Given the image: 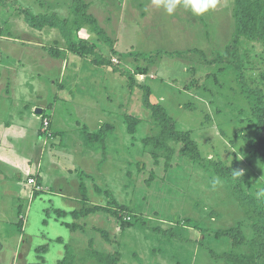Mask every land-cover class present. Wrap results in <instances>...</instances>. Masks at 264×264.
<instances>
[{
	"label": "rangeland",
	"instance_id": "obj_1",
	"mask_svg": "<svg viewBox=\"0 0 264 264\" xmlns=\"http://www.w3.org/2000/svg\"><path fill=\"white\" fill-rule=\"evenodd\" d=\"M15 1L72 26L75 0ZM83 1L107 40L88 25L73 39L92 43L117 71L75 55L58 29H34L0 2V264H36L42 245L45 264H57L65 244L75 264H98L86 254L90 242L98 252H120L118 264H232L227 255L252 252L261 262L252 246L216 236L242 228L249 243L255 237L251 215L212 163L242 174L247 194L264 202V156L248 143L254 108L264 102V43L237 38L235 0H218L200 16L182 4L169 15L152 0ZM124 73L191 133L206 163L191 161L180 143L170 157L144 145L159 127L143 89ZM127 116L141 120L134 137ZM84 196L124 218L99 212L76 223L71 212ZM75 223L83 228L73 231Z\"/></svg>",
	"mask_w": 264,
	"mask_h": 264
},
{
	"label": "trees",
	"instance_id": "obj_2",
	"mask_svg": "<svg viewBox=\"0 0 264 264\" xmlns=\"http://www.w3.org/2000/svg\"><path fill=\"white\" fill-rule=\"evenodd\" d=\"M1 5L10 10H21L25 15V21L32 28L37 30H43L46 26L58 29L67 45V49L82 58L91 60L98 67L112 66L116 71L118 70L111 60L100 54L97 48L87 40H81L76 42L73 39V35L79 32L84 26H90L95 34L102 37L105 41L107 40L103 29L99 26L96 19L89 13L88 6L83 0H75L72 4L73 21L72 26L68 20H62L58 16L52 15H34L32 11L27 8H20V5L15 0H1ZM236 7L234 12V18L236 22V35L239 39H246L252 42L264 43V0H235ZM1 34V29H0ZM51 56L59 57L60 51L49 50ZM124 76L128 79L130 87H135L137 81L133 78L130 73H124ZM140 86V85H139ZM143 91V103L145 107L151 113L153 119L157 122L159 132L156 136H148L142 140L145 146L154 147V150L158 152H164L167 157L174 154L172 143H180L184 146V152L191 161L199 164H204L205 159L202 157L197 142L192 138L191 133L179 130L176 121L167 113L166 109L160 105L155 104L151 100V90L147 86H140ZM261 102H263L261 100ZM264 102L256 106L253 111L256 122L254 124V136L249 140V147L254 155L264 156ZM127 124V130L133 137L138 132V127L141 120L134 116H127L125 118ZM111 126H104L101 133L105 134ZM90 140L93 142H103L101 135H89ZM105 139V138H104ZM216 175L220 176L230 185L234 197L237 199L239 204L243 206L251 215L253 221L252 230L255 237L249 243L246 236L243 233L242 228H232L223 232H217V238L230 237L235 239V245L241 247L242 245H248L255 248L261 255H264V202L258 197L247 194L245 190V180L243 175L233 170L232 167H228L223 163L214 162L211 164ZM81 204L83 208L79 211L71 212L72 216L77 220L76 223L81 219H85L90 215L104 212L109 213L112 216L122 220L124 218L118 213L119 211L111 210L102 206H89L87 197H83ZM59 217H65L69 212L61 209H54ZM71 224L70 227L73 231L79 230L83 227L80 224ZM123 229L127 228L126 222L122 223ZM102 237L106 241H110L109 234L104 230H98ZM20 234L22 231L19 230ZM58 242L64 243L62 238L57 239ZM48 251V245H42L36 249L38 253V263L44 264V255ZM87 256L95 260L98 264H118L120 261L121 254L117 252L115 254H106L98 252L94 249V246L89 243V248L86 250ZM232 261V264L237 262L238 264H264V259L258 262L254 253L247 255L238 254L227 255ZM233 259V260H232ZM76 257L74 248L70 244H65V255L58 262V264H75Z\"/></svg>",
	"mask_w": 264,
	"mask_h": 264
},
{
	"label": "clouds",
	"instance_id": "obj_3",
	"mask_svg": "<svg viewBox=\"0 0 264 264\" xmlns=\"http://www.w3.org/2000/svg\"><path fill=\"white\" fill-rule=\"evenodd\" d=\"M156 7L163 6L169 15H172L178 5L191 7L197 16L203 15L209 10L215 9L218 0H152Z\"/></svg>",
	"mask_w": 264,
	"mask_h": 264
},
{
	"label": "built area",
	"instance_id": "obj_4",
	"mask_svg": "<svg viewBox=\"0 0 264 264\" xmlns=\"http://www.w3.org/2000/svg\"><path fill=\"white\" fill-rule=\"evenodd\" d=\"M45 125H46V128H47V126L49 125L48 122H46ZM30 183L31 184H35V180H30Z\"/></svg>",
	"mask_w": 264,
	"mask_h": 264
},
{
	"label": "water",
	"instance_id": "obj_5",
	"mask_svg": "<svg viewBox=\"0 0 264 264\" xmlns=\"http://www.w3.org/2000/svg\"><path fill=\"white\" fill-rule=\"evenodd\" d=\"M36 113L37 114H42V110L38 108V109H36Z\"/></svg>",
	"mask_w": 264,
	"mask_h": 264
},
{
	"label": "crops",
	"instance_id": "obj_6",
	"mask_svg": "<svg viewBox=\"0 0 264 264\" xmlns=\"http://www.w3.org/2000/svg\"><path fill=\"white\" fill-rule=\"evenodd\" d=\"M4 183H6V182H4ZM7 184V183H6ZM15 190H16V188H15ZM22 235V234H21ZM121 254V253H120ZM121 260H122V257H120V261H119V263L121 262ZM45 263H46V259H45ZM44 263V264H45ZM57 264H58V261H57Z\"/></svg>",
	"mask_w": 264,
	"mask_h": 264
}]
</instances>
